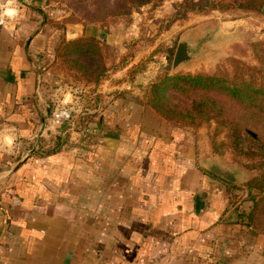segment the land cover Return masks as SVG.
I'll list each match as a JSON object with an SVG mask.
<instances>
[{"label": "crops", "instance_id": "crops-1", "mask_svg": "<svg viewBox=\"0 0 264 264\" xmlns=\"http://www.w3.org/2000/svg\"><path fill=\"white\" fill-rule=\"evenodd\" d=\"M61 5L0 0V264H264V234L247 225V186L236 197L235 184L207 170L221 155L206 127L175 124L145 102L160 65L130 76L148 49L98 85L78 83L81 112L52 122L48 104L66 73L51 52L53 22L71 14L59 16ZM145 13L101 39L120 54L128 39L145 41L138 31L156 18ZM65 25L68 40L102 32Z\"/></svg>", "mask_w": 264, "mask_h": 264}, {"label": "trees", "instance_id": "trees-1", "mask_svg": "<svg viewBox=\"0 0 264 264\" xmlns=\"http://www.w3.org/2000/svg\"><path fill=\"white\" fill-rule=\"evenodd\" d=\"M153 0H138L137 6ZM240 9L260 15L264 0H182L176 3L177 18L189 13L209 14ZM129 10V8L127 9ZM75 22L67 18L65 22ZM55 29L59 23L53 22ZM59 35L52 46L55 61L67 58L70 69L81 73L93 85L102 83L115 69L108 65L110 45L101 38L83 35L68 40ZM256 64L230 57L214 70L170 73L161 70L147 85L144 100L159 114L175 124L199 129L216 124L210 142L213 150L233 151L251 163L256 175L246 185L252 206L247 225L264 234V41L252 42ZM132 74H137L132 71ZM224 134L226 140L217 141Z\"/></svg>", "mask_w": 264, "mask_h": 264}, {"label": "rangeland", "instance_id": "rangeland-1", "mask_svg": "<svg viewBox=\"0 0 264 264\" xmlns=\"http://www.w3.org/2000/svg\"><path fill=\"white\" fill-rule=\"evenodd\" d=\"M136 1L138 0H62L65 5L63 8L61 5L59 16L65 13L66 8H69L71 12L70 19L72 21L85 25L88 23L99 24L102 31L100 32L101 36H98L99 38L103 37L106 31L113 25L122 24L123 28L130 27L133 20H136L135 18L138 17V13L143 14L146 12L144 16L156 17L154 21L142 24L140 31H138L140 36L146 35L145 41L138 44L139 41H135L136 38L128 39L127 46L125 47L127 50L123 54H120L116 47L108 43L110 45L109 53L111 54L107 60L108 65L115 69L119 68L123 61L125 64H129L135 56V50L145 48L149 50L145 54L146 56L138 60L130 68L129 74L131 77L133 76L132 71H136L137 73L143 71L151 63L160 65L158 73L161 70H169L171 73L173 58L181 34L194 29H197L195 31L196 34L200 35L199 37L206 39L203 41V53L206 54L203 57H197V65L191 70H187L182 66L174 73L214 70L230 57H237L250 64L257 63L250 44L252 42L264 41V10L260 15L248 14L240 9H233L226 12L214 10L209 14H196L192 12L185 18H177L176 3L182 0L176 1L174 11L158 16L155 15L156 12L153 10L163 0H153L151 3L141 6H137ZM148 4H152V9L150 8L149 11L142 10ZM128 8L129 10H127ZM45 18L52 19L48 12H45ZM54 21L59 23V35L64 37L66 22L63 23V21L65 19H55ZM229 39L231 40L227 42ZM56 42L57 40H54L53 45ZM168 42H170L169 45L167 44ZM55 63H58L62 72H66L64 79L60 82L63 83L62 85L68 84L71 86L84 81L80 72L69 68L67 58H60ZM203 127H206L211 136L215 131L216 124L212 123ZM222 140L227 141L224 134L217 138L219 142ZM220 155L225 166L232 168L237 176L241 177V184L236 185L235 189L238 192L236 197L239 195L243 197L245 194L243 190H246L244 186L251 181L257 171L248 167L249 163H251L249 160L243 156L236 155L233 151L226 150L224 153H220Z\"/></svg>", "mask_w": 264, "mask_h": 264}, {"label": "water", "instance_id": "water-1", "mask_svg": "<svg viewBox=\"0 0 264 264\" xmlns=\"http://www.w3.org/2000/svg\"><path fill=\"white\" fill-rule=\"evenodd\" d=\"M195 30L197 29L186 31L181 34L172 62V74L179 70L182 66L187 70H191L192 68L196 67V60L201 56H205L206 53H203V41L206 39L199 37L200 35L196 34ZM230 40L231 39L227 40V42ZM36 147L37 143L27 156L33 153ZM206 166L208 171L222 178L223 180L235 185L241 184V177L237 176L232 168L226 167L222 160L209 161Z\"/></svg>", "mask_w": 264, "mask_h": 264}, {"label": "built area", "instance_id": "built-area-1", "mask_svg": "<svg viewBox=\"0 0 264 264\" xmlns=\"http://www.w3.org/2000/svg\"><path fill=\"white\" fill-rule=\"evenodd\" d=\"M85 94L84 85L58 86L53 100L48 104V113L52 122L58 125L70 123L81 112Z\"/></svg>", "mask_w": 264, "mask_h": 264}]
</instances>
